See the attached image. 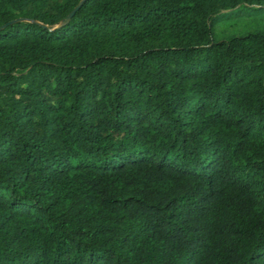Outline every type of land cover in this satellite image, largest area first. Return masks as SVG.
I'll use <instances>...</instances> for the list:
<instances>
[{
    "label": "trees",
    "instance_id": "obj_1",
    "mask_svg": "<svg viewBox=\"0 0 264 264\" xmlns=\"http://www.w3.org/2000/svg\"><path fill=\"white\" fill-rule=\"evenodd\" d=\"M263 14L0 0V264H264Z\"/></svg>",
    "mask_w": 264,
    "mask_h": 264
},
{
    "label": "rangeland",
    "instance_id": "obj_2",
    "mask_svg": "<svg viewBox=\"0 0 264 264\" xmlns=\"http://www.w3.org/2000/svg\"><path fill=\"white\" fill-rule=\"evenodd\" d=\"M264 22V14L259 16L239 15L216 24L215 34L226 36L231 33H241L247 29L257 27Z\"/></svg>",
    "mask_w": 264,
    "mask_h": 264
},
{
    "label": "water",
    "instance_id": "obj_3",
    "mask_svg": "<svg viewBox=\"0 0 264 264\" xmlns=\"http://www.w3.org/2000/svg\"><path fill=\"white\" fill-rule=\"evenodd\" d=\"M73 12V9L72 10H70V12H68V14L61 20V22L60 23H62V22H64L70 15H71V13ZM14 19H12V20H9L8 22H12ZM8 22H5V23H2L1 25H0V28L1 27H3L6 23H8Z\"/></svg>",
    "mask_w": 264,
    "mask_h": 264
}]
</instances>
